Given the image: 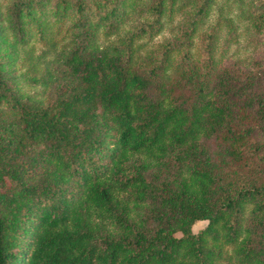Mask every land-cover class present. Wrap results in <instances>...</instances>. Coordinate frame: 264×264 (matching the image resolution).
Wrapping results in <instances>:
<instances>
[{"label":"trees","instance_id":"obj_1","mask_svg":"<svg viewBox=\"0 0 264 264\" xmlns=\"http://www.w3.org/2000/svg\"><path fill=\"white\" fill-rule=\"evenodd\" d=\"M44 1L12 2L17 37L21 17ZM172 1L153 0V20L129 33L127 46L157 34ZM192 4L197 22L211 0ZM69 6L80 39L65 57L54 100L23 99L0 72L8 112L0 116V264H264V173L256 182L257 173L250 179L238 170L264 151L253 138L264 136V85L253 87L264 84V66L232 78L215 72L212 29L200 71L184 32L157 65L182 51L176 65L195 91L175 98L155 67L143 73L129 52L96 46L98 29L118 24L127 0ZM251 12L261 32L264 0ZM212 139L222 144L216 158ZM200 220L205 227L192 233Z\"/></svg>","mask_w":264,"mask_h":264},{"label":"rangeland","instance_id":"obj_2","mask_svg":"<svg viewBox=\"0 0 264 264\" xmlns=\"http://www.w3.org/2000/svg\"><path fill=\"white\" fill-rule=\"evenodd\" d=\"M13 1L0 0V72L17 95L30 102L46 105L56 98L58 85L67 76L65 57L80 39L78 15L69 6L71 0H45L41 11L34 10L21 17L24 21L23 33L17 37L9 16ZM259 1L261 0H211L207 15L192 22L193 0H173L164 13L166 15L161 18L163 26L158 33L139 34L127 46L129 33H135L142 23L153 20L150 12L153 0H127L125 12L118 24L111 28L100 27L94 38L99 49L117 47L123 57L129 52L130 64L138 71L148 73L155 67L158 79L164 81L166 86L174 87L172 95L175 98L191 99L194 86H190L184 79L185 66L176 65L181 60L182 51L157 66L169 43L180 42L181 34L185 32V36L190 39V62L203 71L206 37L215 29L212 32L216 39L212 58L214 71L226 70L231 78L234 74L244 76L252 70L256 71L264 66V30L257 32L251 22V10ZM213 77L211 73L212 82ZM263 85L257 83L253 87ZM5 105L3 99H0V116L3 118L8 117ZM238 107H241L239 102ZM253 138L264 141V136L257 131ZM221 146L218 139L207 142L212 155ZM213 157L216 158L217 155ZM261 169L263 172L259 173ZM238 170L241 175L250 179L255 172L256 182L262 181L264 151L246 158ZM166 172L169 173L168 170ZM166 172L159 176L167 175ZM149 174L150 172L147 176ZM206 223L205 220L195 221L191 225L192 233L203 229Z\"/></svg>","mask_w":264,"mask_h":264}]
</instances>
